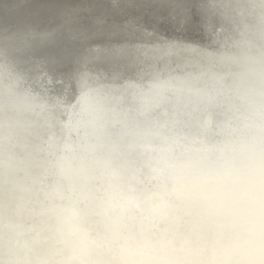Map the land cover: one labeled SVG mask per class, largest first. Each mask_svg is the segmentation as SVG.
Wrapping results in <instances>:
<instances>
[{
	"label": "bare ground",
	"instance_id": "bare-ground-1",
	"mask_svg": "<svg viewBox=\"0 0 264 264\" xmlns=\"http://www.w3.org/2000/svg\"><path fill=\"white\" fill-rule=\"evenodd\" d=\"M193 6L197 39L145 28L135 74L67 73L0 46V264L61 259L44 241L60 209L78 207L102 243L91 213L114 192L139 200L166 165L225 180L264 151V0Z\"/></svg>",
	"mask_w": 264,
	"mask_h": 264
},
{
	"label": "clouds",
	"instance_id": "clouds-1",
	"mask_svg": "<svg viewBox=\"0 0 264 264\" xmlns=\"http://www.w3.org/2000/svg\"><path fill=\"white\" fill-rule=\"evenodd\" d=\"M159 174L139 200L114 192L96 204L91 214L101 217L102 243L84 228L78 207L63 208L44 237L62 258L18 264H264V151L225 180L210 181L191 164L166 165ZM133 208L139 217L127 215ZM133 219L148 226L134 232Z\"/></svg>",
	"mask_w": 264,
	"mask_h": 264
},
{
	"label": "water",
	"instance_id": "water-1",
	"mask_svg": "<svg viewBox=\"0 0 264 264\" xmlns=\"http://www.w3.org/2000/svg\"><path fill=\"white\" fill-rule=\"evenodd\" d=\"M195 2L0 0V46L22 58L45 57L67 73L101 75L99 70L115 67L135 74L143 63L134 51L150 43L142 40L145 28L170 41L197 39L190 30Z\"/></svg>",
	"mask_w": 264,
	"mask_h": 264
}]
</instances>
